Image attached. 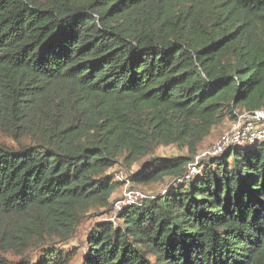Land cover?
I'll list each match as a JSON object with an SVG mask.
<instances>
[{"label":"trees","instance_id":"1","mask_svg":"<svg viewBox=\"0 0 264 264\" xmlns=\"http://www.w3.org/2000/svg\"><path fill=\"white\" fill-rule=\"evenodd\" d=\"M262 109L264 0H0V264H73L111 170L145 158L133 185L171 182L96 222L81 264H264V140L188 169Z\"/></svg>","mask_w":264,"mask_h":264},{"label":"rangeland","instance_id":"2","mask_svg":"<svg viewBox=\"0 0 264 264\" xmlns=\"http://www.w3.org/2000/svg\"><path fill=\"white\" fill-rule=\"evenodd\" d=\"M234 120L231 117H226L223 122L219 125L215 126L211 133L199 144L197 150V156L195 158L194 164H190L188 169L190 170L191 175H195L198 172L197 164L200 160L206 159L210 156L218 155L219 153H214L216 147L219 144L222 136L231 129ZM188 154L187 149H182L176 145H161L156 153V157H173L178 155H186ZM148 159H143L140 162L135 163L130 169L125 167L124 165H116L111 171L115 173L116 171H123L125 175L130 177L133 173L139 170L145 161ZM170 180H166L164 183H149V184H140L135 183L132 188L126 187L124 184L121 185L114 192L112 196V200L114 201V209L103 216H89L86 220H84L79 227L77 228L75 236L66 244L65 249H67L70 253V261L73 264H81L82 257L87 249V236L89 232L92 230L93 226L96 222L102 221L105 219H115V211L117 210L116 205L119 204V201H127L133 203L132 200H136L135 193H131L130 191L135 189L139 190L145 195L151 196L154 194H158L160 192H164L167 185L170 183ZM138 200V199H137ZM136 200V201H137ZM123 203V202H121ZM122 205V204H121Z\"/></svg>","mask_w":264,"mask_h":264},{"label":"built area","instance_id":"3","mask_svg":"<svg viewBox=\"0 0 264 264\" xmlns=\"http://www.w3.org/2000/svg\"><path fill=\"white\" fill-rule=\"evenodd\" d=\"M259 140H264V109L254 112L236 111V119L231 129L222 136L214 153H222L233 146L254 143ZM114 176L117 180L122 181L126 187H133L132 179L123 171H116ZM130 192L135 193V199H138L137 201L132 200L133 203H140L141 199L145 197V194L139 190L133 189ZM119 202L116 205L117 209H120L122 205L131 204L129 200Z\"/></svg>","mask_w":264,"mask_h":264}]
</instances>
